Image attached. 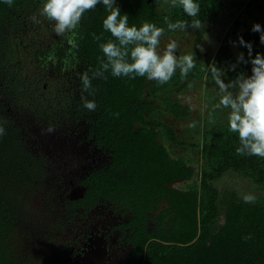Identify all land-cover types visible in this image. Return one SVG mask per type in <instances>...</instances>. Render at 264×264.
Returning a JSON list of instances; mask_svg holds the SVG:
<instances>
[{
    "label": "trees",
    "instance_id": "trees-1",
    "mask_svg": "<svg viewBox=\"0 0 264 264\" xmlns=\"http://www.w3.org/2000/svg\"><path fill=\"white\" fill-rule=\"evenodd\" d=\"M195 2L200 6L196 19L201 22L214 19L223 3L242 8L231 0ZM115 6L120 8L121 15H128L129 26L154 23L164 28L165 34L180 31H169L168 22L190 23L193 19L182 7L173 6L172 0L166 6H161L159 0H116ZM106 15L100 3L84 13L78 29L74 30L69 58L80 70L68 85L43 87L36 82L37 62L5 51L1 47L4 38L0 36V126L4 128L0 135V264L27 262L14 245L16 223L20 222L32 194L28 188L38 179V174L30 168V150L27 151L26 138L21 132L20 119L21 116L25 119L28 106L35 108L42 118L49 116L59 124L84 119L95 142L109 151L110 164L91 174L88 196L135 191L143 192L147 198L167 199L169 209L165 215L173 218L169 219V231L158 235L167 243L154 241L149 245L147 264H264V204L256 199L254 203H245L236 190L219 192L214 186L228 170L248 173L253 163L264 162L258 156L237 154L236 149L241 146L239 136L230 133L229 126L219 124L210 129L201 146L204 164L199 183L178 189L169 185L175 180L191 179L194 168L182 157L168 154L160 143L159 137L172 143H178V139L173 129L160 119L158 105L146 99L147 78L113 77L110 72L105 73L104 78L92 80L94 95L87 96L96 103V110L83 107L81 96L87 93L82 92L80 75L85 71L91 75L99 65V58H104L100 43L115 42L103 28ZM93 34L101 39H94ZM241 36L252 44L251 58L257 53L264 55L260 35L252 30L237 32V38ZM245 51L248 63H241L237 72L250 76L251 58L247 48ZM227 54L228 47L220 44L215 57L220 61ZM165 113L186 118L189 109L170 100ZM148 115L156 116L157 121H145ZM222 211L224 221L220 223ZM249 234L251 239L245 240Z\"/></svg>",
    "mask_w": 264,
    "mask_h": 264
},
{
    "label": "flooded vegetation",
    "instance_id": "flooded-vegetation-1",
    "mask_svg": "<svg viewBox=\"0 0 264 264\" xmlns=\"http://www.w3.org/2000/svg\"><path fill=\"white\" fill-rule=\"evenodd\" d=\"M43 2L14 0L9 6L0 0V36L4 38L1 47L20 59L35 60L39 64L35 73L40 77L36 82L43 87L72 84L80 70L69 58L75 32L58 36L53 30L54 22L39 16ZM34 14L40 23L30 19ZM68 126L51 128L52 131L43 127V132L21 129L29 140L34 137L45 143H26L30 168L38 174L33 187L28 188L32 193L29 198H38L39 205L35 207L29 200L26 207L35 217L30 236L33 242L25 237V245L15 240L14 246L22 245L26 264L149 263V245L154 241L167 243L158 236L169 231V219L173 218L165 215L169 209L167 199L147 198L143 192L135 191L88 196L91 174L109 165L111 155L95 142L88 124L83 130ZM74 130L80 131L76 135ZM74 165L81 166L76 174Z\"/></svg>",
    "mask_w": 264,
    "mask_h": 264
},
{
    "label": "rangeland",
    "instance_id": "rangeland-1",
    "mask_svg": "<svg viewBox=\"0 0 264 264\" xmlns=\"http://www.w3.org/2000/svg\"><path fill=\"white\" fill-rule=\"evenodd\" d=\"M159 1L161 6H166L171 2V0ZM231 1L234 4L242 5V8L228 4L224 5L223 3L217 16L214 19L202 22L203 27L201 29L188 28L185 31L180 30L173 34L166 33L161 37L160 46L157 49L158 52L162 53L170 41H175L178 45L176 55L194 53L196 58V67L186 77H182L179 69H177L167 83L160 84L157 81L148 80L145 94L146 99L154 101L158 105L160 113H162L160 119L173 129L178 139V143H172L166 138L159 137L160 143L166 148L168 154L173 157H182L194 168V174L191 179L175 180L170 185L171 187L187 189L199 183L200 171L204 164L201 157V146L204 138L209 134L213 126L219 124L229 126L228 114L230 109L222 106L218 107L221 94L212 80L208 66L215 64L223 69L225 75L222 79L225 83L235 79L239 74L237 70L242 67L241 63H237L238 54L242 52L244 56L246 55L245 48L239 45L237 32L250 31L255 23H259L264 29V0ZM256 34L260 35L257 32ZM220 44L228 47V54L218 61L215 57V52ZM231 65H236L234 70L231 69ZM38 66L39 64H37ZM182 87H185V89ZM170 100L178 101L182 106L188 107L189 116L177 118L166 114ZM26 108L28 112H26L25 121L22 116L20 119L21 126L23 125L21 128L24 132H28L29 129L43 132L47 127L49 128L45 130L49 131L51 128H63L66 125H70L73 128L81 127L82 129L80 128V130H83L86 124L84 119L73 120L66 125L62 122L59 124L49 116L42 118L41 115L35 112V108H29V106ZM145 121L156 122L157 118L156 116L148 115L145 117ZM80 130H74L73 132L77 135ZM24 136H27V134H24ZM40 136H42V133ZM33 138L29 140V137H26L27 145H44L43 143L45 142L43 140L37 138L38 140L36 141ZM253 164L249 167L248 173L236 169L228 170L214 182V186L219 192L236 190L240 195L251 193L256 200L264 204V162ZM80 169L81 166H72L73 174L79 172ZM258 176L261 178L258 179ZM29 199L35 207L39 205L38 198L32 196ZM31 210L30 207L26 208L25 212H22L20 222L16 223L15 240L19 243L21 242L22 245H25L22 242L25 237L27 241L32 240L31 242H33L30 236H33L31 225L35 221V217ZM219 219L220 223H223V211ZM22 245H17L21 255ZM28 249V247L25 248L26 251ZM25 250H23L24 253Z\"/></svg>",
    "mask_w": 264,
    "mask_h": 264
},
{
    "label": "clouds",
    "instance_id": "clouds-1",
    "mask_svg": "<svg viewBox=\"0 0 264 264\" xmlns=\"http://www.w3.org/2000/svg\"><path fill=\"white\" fill-rule=\"evenodd\" d=\"M3 2L11 6L14 0H3ZM100 3L107 12L103 20V28L110 32L115 42L108 40L106 43H100L99 47L104 58H99V65L91 71V75L89 71L80 75L82 92L87 93L81 96L85 109L93 112L96 110V103L87 96L94 95L92 80L104 78L105 73L110 72L113 77L130 79L145 77L164 84L173 77L177 69L182 77H186L196 67L194 53L176 55L178 45L175 41H170L162 53L158 52L161 37L165 34L164 28L149 22H144L139 27L129 26V17L127 14L121 15L120 8L115 6L116 0H44L39 9V16L54 22V32L58 36H63L75 30L84 13L95 9ZM172 3L173 6L182 7L184 13L193 19L190 23L187 20L168 22L169 31L203 27L201 20L196 19L200 6L195 0H172ZM30 19L33 23L41 22L35 14ZM252 31L260 33V42L264 43V29L259 23L253 24ZM93 38L101 39L95 34ZM239 45L247 48L248 56L251 58L252 44L241 36ZM250 62L252 65L250 76L241 72L228 83L222 79L225 75L224 70L215 64L208 66V71L221 94L218 107L230 109L229 128L232 132L238 133L241 145L236 149L237 154L264 158V55L257 53ZM237 63H248L244 53L238 54ZM230 67L234 70L236 65ZM3 133L4 128L0 126V135ZM242 199L245 203L255 201L251 193H243ZM244 239H251V235Z\"/></svg>",
    "mask_w": 264,
    "mask_h": 264
}]
</instances>
